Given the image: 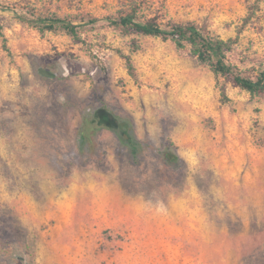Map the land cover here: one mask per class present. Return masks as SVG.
Returning a JSON list of instances; mask_svg holds the SVG:
<instances>
[{
    "label": "rangeland",
    "instance_id": "obj_1",
    "mask_svg": "<svg viewBox=\"0 0 264 264\" xmlns=\"http://www.w3.org/2000/svg\"><path fill=\"white\" fill-rule=\"evenodd\" d=\"M133 6L264 66V0H0V264H264V95L109 25ZM104 107L131 120L136 154L92 122Z\"/></svg>",
    "mask_w": 264,
    "mask_h": 264
},
{
    "label": "trees",
    "instance_id": "obj_2",
    "mask_svg": "<svg viewBox=\"0 0 264 264\" xmlns=\"http://www.w3.org/2000/svg\"><path fill=\"white\" fill-rule=\"evenodd\" d=\"M26 20L41 33L47 30H62L81 40V25L74 20L57 16H38ZM106 20L110 26L119 29L125 35L153 36L164 41H172L178 49L189 47L191 54L202 64L207 65L217 77L248 91L251 96L264 95V66L254 72H245L229 59L228 53L237 44V38H221L197 22L176 23L170 20L163 21L156 15L144 16L135 6L116 16H108ZM98 21L99 19H94L92 23ZM135 48H139V45ZM126 58L129 68L133 70L131 58L129 56ZM132 74L135 75L134 72ZM222 95H225L223 86ZM92 122L116 131L123 142L131 146L133 154L138 152L141 142L134 134V126L130 119L120 117L104 107L95 112ZM172 146V143H167L163 153L164 158L170 163L179 160L178 155L171 149Z\"/></svg>",
    "mask_w": 264,
    "mask_h": 264
}]
</instances>
